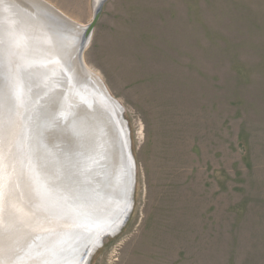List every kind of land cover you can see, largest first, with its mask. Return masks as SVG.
<instances>
[{
	"label": "rangeland",
	"instance_id": "obj_1",
	"mask_svg": "<svg viewBox=\"0 0 264 264\" xmlns=\"http://www.w3.org/2000/svg\"><path fill=\"white\" fill-rule=\"evenodd\" d=\"M89 25L95 0H43ZM87 66L125 109L131 218L90 264H264V0H108Z\"/></svg>",
	"mask_w": 264,
	"mask_h": 264
},
{
	"label": "water",
	"instance_id": "obj_2",
	"mask_svg": "<svg viewBox=\"0 0 264 264\" xmlns=\"http://www.w3.org/2000/svg\"><path fill=\"white\" fill-rule=\"evenodd\" d=\"M5 1L13 19L0 9V92L5 91L0 153L5 161L2 168L8 165V172L19 176V183H27L26 189L24 184L18 186L19 219L25 225L18 237L24 242L12 250H25L34 238L41 242L28 253L49 259L46 264H60V257L68 258L65 264H90L106 240L118 236L128 224L137 183L125 109L84 59L108 0H97L87 26L70 21L43 0ZM36 7L52 22L55 19L60 33L36 19ZM114 156L120 160V191L116 175L108 171L101 177L100 172L103 159ZM110 183L114 198L119 193L117 204L104 215L98 209L89 211L99 220L94 231L77 227L79 209L95 206V191L102 185L107 189Z\"/></svg>",
	"mask_w": 264,
	"mask_h": 264
},
{
	"label": "bare ground",
	"instance_id": "obj_3",
	"mask_svg": "<svg viewBox=\"0 0 264 264\" xmlns=\"http://www.w3.org/2000/svg\"><path fill=\"white\" fill-rule=\"evenodd\" d=\"M97 0H95V6H96ZM31 6V5H30ZM0 9L1 11L7 12V14L9 15V9H8V5L7 2L5 0H0ZM32 13V12H31ZM5 14V13H4ZM33 14L36 17V19L40 20L42 24H44V26L46 28H48L49 30L51 29L54 32L60 33V29L58 28V26H56L55 23V19H53V22L51 21V19L48 17V15L45 13V11L41 10L39 7L34 8L33 10ZM13 15V12H12ZM12 15L11 18L13 19ZM55 15H59V14H55ZM49 16H52L51 14ZM1 17V16H0ZM66 17V16H65ZM16 19H18L17 16H15ZM52 18V17H51ZM58 18V17H56ZM67 18V17H66ZM70 20V19H69ZM71 21V20H70ZM27 23V22H25ZM67 27V26H66ZM73 26H71L70 24H68V28H71ZM71 30V29H70ZM72 39V37L70 38ZM71 42V40H70ZM53 47V46H52ZM48 50V54L50 56L51 59H53V54H52V49L50 46L47 47ZM71 74H73L71 72ZM66 76V75H65ZM70 79V78H69ZM5 95V91H1L0 92V109L3 106L2 103V96ZM1 123H0V128H1ZM1 131L0 130V136L3 137V131H2V135H1ZM2 155L0 153V177H2V179H0V183H2V192H3V198L2 200H0V264H20V262L22 261L23 264H46L49 263V259H47L44 256H38L34 257L33 255H30L28 252L31 251L32 247H34L33 245L40 243L41 241L36 239L35 241H31V243L29 244L28 247H26L25 250H18L17 248L15 250H12L13 248H15L16 246L18 247L19 242H24L23 239H19V233L21 232L20 230L24 229V224H21V219H19L20 217L22 218V216L19 213V206H18V186L20 187V185H23L24 182H20L19 183V176L15 177L11 172H8V165L6 163V167L4 166V169L2 168V163L5 164V161H2ZM40 159L37 158V161H39ZM111 161V162H109ZM40 163L43 164V161L40 160ZM39 162L37 164H39ZM102 165V170L101 172V177L105 176L106 173L109 171L110 173L112 172L113 175H116V183L118 184V176H120L121 178V169H120V160L114 156V158L112 157L111 160H109L108 158H105V160L103 159V163H101ZM113 165V167H112ZM105 166V168L103 167ZM3 169V170H2ZM11 178L12 182L10 184H8L9 178ZM113 177H109L107 180L110 181L112 183V179ZM86 179H90L89 176ZM122 182V181H121ZM107 187V189L105 188V185H102L100 187V189H97L95 191V196H96V201H95V206H91L86 208L84 206L82 210L79 209V215L76 216V220H77V227H81L80 229H84L86 231H94L95 227L98 226V221L97 218L92 216V214L89 213V211H96L97 209L100 210V212L104 213L109 209H112V207H114L118 200V195L114 198L113 195V186ZM116 187L118 189V191H120V182ZM24 189L27 188V183L24 184ZM71 188H76L77 186L71 185ZM89 186V185H88ZM30 188V187H29ZM12 192H14L15 196L13 197ZM29 192V191H28ZM28 192H24L25 194H30ZM44 192V190H43ZM107 192V193H106ZM45 193V192H44ZM74 193V192H73ZM113 196V197H112ZM112 197V198H111ZM31 202L35 201V198L33 196H31ZM3 199L6 202H3ZM30 199V198H29ZM38 199V198H37ZM36 199V200H37ZM80 203L81 204H86L82 199H80ZM78 212V211H75ZM94 217V218H93ZM10 220H13L11 223ZM19 222L21 225L23 226H18L17 223L15 222ZM8 223V224H7ZM6 225H8V227H6ZM72 226L74 227L75 224H72ZM44 246V245H43ZM10 250L11 251H15V254L13 253L12 255L10 254ZM43 251V250H42ZM34 252V251H33ZM52 253V252H51ZM15 255V256H14ZM46 257H48L50 254L46 253ZM50 257V256H49ZM66 257V256H65ZM60 264H65L68 262V258H64V257H60ZM46 261V262H45Z\"/></svg>",
	"mask_w": 264,
	"mask_h": 264
},
{
	"label": "snow or ice",
	"instance_id": "obj_4",
	"mask_svg": "<svg viewBox=\"0 0 264 264\" xmlns=\"http://www.w3.org/2000/svg\"><path fill=\"white\" fill-rule=\"evenodd\" d=\"M2 179V177H0ZM3 198V192H2V183H0V200Z\"/></svg>",
	"mask_w": 264,
	"mask_h": 264
}]
</instances>
